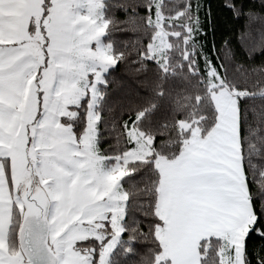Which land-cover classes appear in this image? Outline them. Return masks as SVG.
Returning a JSON list of instances; mask_svg holds the SVG:
<instances>
[{
  "label": "snow or ice",
  "instance_id": "1",
  "mask_svg": "<svg viewBox=\"0 0 264 264\" xmlns=\"http://www.w3.org/2000/svg\"><path fill=\"white\" fill-rule=\"evenodd\" d=\"M223 7L243 62L206 0H0V264H264V0Z\"/></svg>",
  "mask_w": 264,
  "mask_h": 264
},
{
  "label": "trees",
  "instance_id": "2",
  "mask_svg": "<svg viewBox=\"0 0 264 264\" xmlns=\"http://www.w3.org/2000/svg\"><path fill=\"white\" fill-rule=\"evenodd\" d=\"M226 0H206V3L211 4V19L207 22L208 35L204 39L207 41V51L211 53L212 44L215 43L216 48L224 54L225 45L224 41H229L231 48L236 53V60L243 62L244 55L238 44V38L241 33V29L245 25L243 18L237 20L232 17V14L223 7ZM118 19L123 20V13H116ZM118 43L132 39L129 33L116 32L113 37ZM109 80L113 81V97L118 98L122 95V90L117 87L121 81L127 80V70L125 65L121 64L116 68L111 75ZM135 257L121 258V264H134Z\"/></svg>",
  "mask_w": 264,
  "mask_h": 264
}]
</instances>
